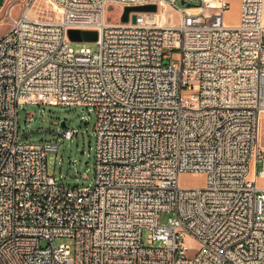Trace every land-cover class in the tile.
Wrapping results in <instances>:
<instances>
[{"label": "built area", "instance_id": "obj_1", "mask_svg": "<svg viewBox=\"0 0 264 264\" xmlns=\"http://www.w3.org/2000/svg\"><path fill=\"white\" fill-rule=\"evenodd\" d=\"M36 2L4 1L22 10L0 37V264H264V0H241L236 26L227 0H46L51 18ZM110 5L181 18L112 23ZM70 30L97 31V50L77 54ZM22 104L94 110V185L50 174Z\"/></svg>", "mask_w": 264, "mask_h": 264}, {"label": "rangeland", "instance_id": "obj_2", "mask_svg": "<svg viewBox=\"0 0 264 264\" xmlns=\"http://www.w3.org/2000/svg\"><path fill=\"white\" fill-rule=\"evenodd\" d=\"M228 1V0H227ZM183 0H177L178 7L182 10L187 6L182 4ZM230 9L225 12V23L230 26L239 24V16L234 8V1H228ZM46 0H37L33 7L32 14L44 18L55 17L51 10H46ZM21 7L10 10V4L4 3L0 9V37L10 28L12 20L20 15ZM159 15L165 23L171 21L178 24L181 14L171 7L159 6ZM122 9L117 5H110L107 8L106 19L108 22L120 23ZM71 47L78 54L83 49L97 50L96 42H72ZM177 53V52H175ZM97 116L94 110L83 106L64 107L35 104H22L19 106V128L21 139L35 143H48L52 145L48 152V170L66 185H94L95 183V147H96V126ZM66 122L68 129L77 132L72 139H66L61 123ZM261 145L264 147V123L261 134ZM255 168L252 166L250 178H253ZM87 177V178H86ZM207 177L201 174H184L180 182L183 187L202 188L206 185ZM264 186V180L259 181ZM170 215H163L161 223H167ZM151 232L146 230L143 233V243L150 246L149 236ZM57 244L69 245L74 251L75 242L71 239H57ZM188 244L194 249L198 248L195 240H188ZM154 246H161L155 244Z\"/></svg>", "mask_w": 264, "mask_h": 264}, {"label": "water", "instance_id": "obj_3", "mask_svg": "<svg viewBox=\"0 0 264 264\" xmlns=\"http://www.w3.org/2000/svg\"><path fill=\"white\" fill-rule=\"evenodd\" d=\"M5 0H0V9L3 6ZM185 5V2H182ZM158 12V6L148 5L139 7H126L124 14L121 18L123 23H128L130 21L131 13H156ZM136 16H133V21L135 22ZM69 37L73 42H96L98 40V32L91 30H70ZM61 127L68 129L65 122H62Z\"/></svg>", "mask_w": 264, "mask_h": 264}, {"label": "crops", "instance_id": "obj_4", "mask_svg": "<svg viewBox=\"0 0 264 264\" xmlns=\"http://www.w3.org/2000/svg\"><path fill=\"white\" fill-rule=\"evenodd\" d=\"M228 1H230V0H228ZM233 1H234V8L236 9L237 14L239 16L241 0H233Z\"/></svg>", "mask_w": 264, "mask_h": 264}, {"label": "trees", "instance_id": "obj_5", "mask_svg": "<svg viewBox=\"0 0 264 264\" xmlns=\"http://www.w3.org/2000/svg\"><path fill=\"white\" fill-rule=\"evenodd\" d=\"M65 123H66V122H65ZM61 124H62V123H61ZM61 124H60V125H61ZM76 135H77V134H76Z\"/></svg>", "mask_w": 264, "mask_h": 264}]
</instances>
